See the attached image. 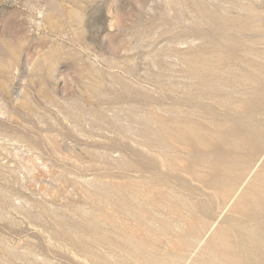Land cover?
I'll list each match as a JSON object with an SVG mask.
<instances>
[{"label": "rangeland", "instance_id": "rangeland-1", "mask_svg": "<svg viewBox=\"0 0 264 264\" xmlns=\"http://www.w3.org/2000/svg\"><path fill=\"white\" fill-rule=\"evenodd\" d=\"M259 95L264 0H0V264L214 260L264 176ZM244 122L254 148L233 156ZM180 129L214 145L184 149ZM248 152L233 189L212 177Z\"/></svg>", "mask_w": 264, "mask_h": 264}, {"label": "bare ground", "instance_id": "bare-ground-1", "mask_svg": "<svg viewBox=\"0 0 264 264\" xmlns=\"http://www.w3.org/2000/svg\"><path fill=\"white\" fill-rule=\"evenodd\" d=\"M257 98V107L260 108L264 104V96L259 95ZM232 117V119L238 118L239 121L237 124L241 122L239 114H235ZM244 123L246 127L242 123V127L237 125L235 129H230L225 132L227 139L234 136L240 137V140L236 143L230 142V140L227 143L228 149L232 152L231 155L233 156L235 155L233 154L234 151H240L246 148L251 149V147L254 148L251 141L255 140L257 130L256 128H251L255 126L247 122ZM176 141L182 144L184 149L192 151L198 146L205 148L214 145L209 137L198 135L197 132L195 133L191 130L182 129H180ZM259 148L260 146H258ZM253 157L254 155L251 153L245 158L242 157L244 159L240 161L231 159L228 168L220 165L214 173L213 169H211V173L213 174L211 175L213 178H215L214 175L220 174L223 176L226 174L228 176L237 167L246 168L253 162ZM203 162H207V160L204 159L201 163ZM243 168H241V171ZM242 174L243 172H236L233 178L232 189L242 180ZM247 189L248 192H244L233 206L232 216L224 219L223 223L225 225L221 226L207 242L206 247L209 248L215 259L204 260L198 264H264V250H262L264 248V176L259 175L254 178ZM231 190H228V192L231 193ZM242 204L246 205L244 210L239 209V206ZM204 206L201 201L195 205V207L205 210ZM205 211L208 214L207 208ZM181 220L184 221L182 218ZM205 227L204 224L199 227V224H196L194 219L193 223L188 222L186 224L187 231L185 232L189 238L199 239L205 231ZM181 242H184L183 245L185 244L184 246H187V240H182ZM146 264H150V262H146Z\"/></svg>", "mask_w": 264, "mask_h": 264}]
</instances>
